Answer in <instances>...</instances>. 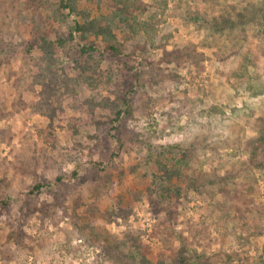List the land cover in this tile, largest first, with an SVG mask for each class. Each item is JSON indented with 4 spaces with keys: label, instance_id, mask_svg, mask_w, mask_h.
I'll list each match as a JSON object with an SVG mask.
<instances>
[{
    "label": "rangeland",
    "instance_id": "374dc122",
    "mask_svg": "<svg viewBox=\"0 0 264 264\" xmlns=\"http://www.w3.org/2000/svg\"><path fill=\"white\" fill-rule=\"evenodd\" d=\"M61 1L0 0V264H264V0H77L151 24L119 56L68 39ZM34 14L71 80L52 119ZM168 145L188 154L179 195Z\"/></svg>",
    "mask_w": 264,
    "mask_h": 264
},
{
    "label": "trees",
    "instance_id": "16d2710c",
    "mask_svg": "<svg viewBox=\"0 0 264 264\" xmlns=\"http://www.w3.org/2000/svg\"><path fill=\"white\" fill-rule=\"evenodd\" d=\"M67 1L70 3L61 1L59 11L61 13L67 11L68 15L74 14L76 16V18L72 20L68 39H78L82 46L81 50L84 52H93L97 50L95 41L102 40L107 44L104 47L106 51L119 56L121 46L119 41L127 28H130L132 32H135L137 27H142V30L146 33L151 28L149 22L137 23L134 18L131 22L129 14L125 9H119L117 13L113 12L108 15L92 16L91 12L87 9L79 8L77 0ZM21 21L25 24H31L32 31L37 34L35 42L40 51L44 53L35 64L38 72L34 75V83L44 87L41 99L35 108H38L37 112L40 114L52 119L53 115L56 113L53 100L61 97L68 90L71 80L65 74L63 68H61L60 72L53 70L54 67L58 68V57L55 53L56 41L54 42L47 39L40 31L43 26L50 22V19L47 18V16L43 17L41 14H34L30 17H21ZM124 103L127 105L126 101H124ZM33 110L34 109H31L32 112H34ZM121 113L122 111L120 108L115 110L116 119L120 118ZM187 157L188 154L184 148L178 145H168L157 154L155 159L158 172L157 176H159L163 182H166V185L162 186L165 187L168 186V183H174L173 192L175 195H179L181 190V188L177 186V183L184 177V169L187 166ZM168 188L160 193L162 198L165 197ZM100 242L102 243L103 241L100 239ZM130 243L131 240H123L120 242L122 246L121 248L123 249L127 247ZM138 261L140 264H151V262L142 254L139 255ZM178 263L184 264L183 255H178Z\"/></svg>",
    "mask_w": 264,
    "mask_h": 264
}]
</instances>
